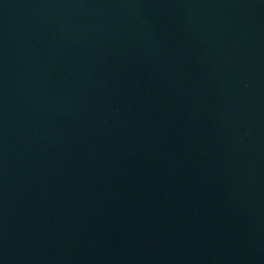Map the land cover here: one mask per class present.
<instances>
[{
	"label": "water",
	"instance_id": "95a60500",
	"mask_svg": "<svg viewBox=\"0 0 264 264\" xmlns=\"http://www.w3.org/2000/svg\"><path fill=\"white\" fill-rule=\"evenodd\" d=\"M0 264H264V0H0Z\"/></svg>",
	"mask_w": 264,
	"mask_h": 264
}]
</instances>
